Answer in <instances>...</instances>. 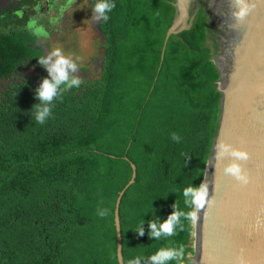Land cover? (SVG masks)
Listing matches in <instances>:
<instances>
[{
  "label": "trees",
  "instance_id": "obj_1",
  "mask_svg": "<svg viewBox=\"0 0 264 264\" xmlns=\"http://www.w3.org/2000/svg\"><path fill=\"white\" fill-rule=\"evenodd\" d=\"M17 1L0 10V264H119L123 191L124 263L154 264L159 249L175 248L191 264L196 217L182 215L192 211L183 190L204 184L222 98L206 0L192 5L190 29L169 39L163 59L176 0H108L99 72L72 88L62 82L51 102L38 97L45 71L12 81L47 57L27 26L42 4Z\"/></svg>",
  "mask_w": 264,
  "mask_h": 264
},
{
  "label": "water",
  "instance_id": "obj_2",
  "mask_svg": "<svg viewBox=\"0 0 264 264\" xmlns=\"http://www.w3.org/2000/svg\"><path fill=\"white\" fill-rule=\"evenodd\" d=\"M196 1L176 0V17L166 34L162 59L169 39L190 29ZM247 2L250 11L243 19L235 15L237 0L205 3L212 22L211 40L217 43L213 60L220 71L216 85L222 98L204 180L208 202L196 211L191 264H264V0ZM221 141L249 153L247 161H240L249 177L247 184L224 172L233 158L217 159ZM123 194L115 212L119 264H125L119 217Z\"/></svg>",
  "mask_w": 264,
  "mask_h": 264
},
{
  "label": "rangeland",
  "instance_id": "obj_3",
  "mask_svg": "<svg viewBox=\"0 0 264 264\" xmlns=\"http://www.w3.org/2000/svg\"><path fill=\"white\" fill-rule=\"evenodd\" d=\"M42 7H37V13L31 18L37 19L43 26L47 35H39L32 28L28 29L39 38L40 46H44L48 57L54 48L63 51L70 63L76 65L75 69L66 68L69 79H79L83 82L97 75L100 70V59L103 55V38L98 29L100 17L92 10L91 0H39ZM52 2V4H51ZM65 5H68L65 8ZM17 8L20 4L15 0H0V9ZM61 9H64L61 12ZM24 13L19 14L20 17ZM83 69L89 72L83 73ZM45 71L46 76L51 78L46 66H27L12 78V81H23L28 78L40 79L39 75ZM11 81V80H10ZM7 81H0V92Z\"/></svg>",
  "mask_w": 264,
  "mask_h": 264
},
{
  "label": "clouds",
  "instance_id": "obj_4",
  "mask_svg": "<svg viewBox=\"0 0 264 264\" xmlns=\"http://www.w3.org/2000/svg\"><path fill=\"white\" fill-rule=\"evenodd\" d=\"M237 5L239 6V10L235 13V15L238 19H243L248 15L250 5L247 0H237ZM67 6L68 5H65V8ZM114 6L115 5L108 2V0H95L93 11L96 13V18L102 16L106 20L108 18L106 12L111 11ZM63 11L64 9H61V12ZM27 26L32 28L39 35H47L43 26L39 25L36 20H30ZM40 63L47 67V70L51 75V79L45 78L38 89V97L42 101H53L57 96V88L62 82H66L67 88L80 85L79 79L73 78L69 80L65 69H75L76 65L69 62L61 49L54 48L48 57L40 58ZM49 116L50 110L48 107H45L42 111H38L35 119L39 123L43 124ZM172 135L173 139H177L175 133ZM217 147V159L224 156H231L233 158L232 162L224 168V172L234 177L242 184H247L249 182V177L240 161H247L249 159V153L245 149L233 147L232 144L227 143L226 141H221ZM183 196L185 198V203L192 209V211L186 214L182 213V215H185V218L187 219H194L196 210L200 209L206 202H208V186L206 184H201L199 186L191 185L185 187L183 190ZM106 215L107 211L99 212V216L101 217ZM177 218L178 215L176 213L166 222L164 227V232L166 234H174V227L177 223ZM152 228V234L154 236H159L161 234L160 231L156 230L155 225H152ZM182 252V249L161 248L153 254L150 259L154 262V264H169V262L173 260L176 261V264H183ZM129 264H139V258L131 260Z\"/></svg>",
  "mask_w": 264,
  "mask_h": 264
},
{
  "label": "flooded vegetation",
  "instance_id": "obj_5",
  "mask_svg": "<svg viewBox=\"0 0 264 264\" xmlns=\"http://www.w3.org/2000/svg\"><path fill=\"white\" fill-rule=\"evenodd\" d=\"M15 1H17V0H15ZM199 1H201V0H199ZM18 3H19V1H17ZM202 2V1H201ZM195 2H193V4H194ZM6 8H8V6L6 7ZM6 8H3V9H0V10H4V9H6ZM16 10V12H20V11H17V9H15ZM36 11H37V9H36Z\"/></svg>",
  "mask_w": 264,
  "mask_h": 264
}]
</instances>
